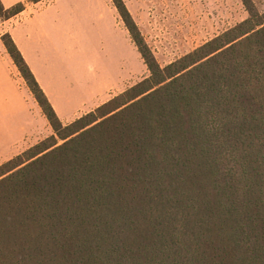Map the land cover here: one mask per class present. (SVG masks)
<instances>
[{
	"label": "trees",
	"instance_id": "trees-1",
	"mask_svg": "<svg viewBox=\"0 0 264 264\" xmlns=\"http://www.w3.org/2000/svg\"><path fill=\"white\" fill-rule=\"evenodd\" d=\"M112 1L150 74L69 124L3 36L54 133L0 164V264H264V12L162 66Z\"/></svg>",
	"mask_w": 264,
	"mask_h": 264
},
{
	"label": "rangeland",
	"instance_id": "rangeland-1",
	"mask_svg": "<svg viewBox=\"0 0 264 264\" xmlns=\"http://www.w3.org/2000/svg\"><path fill=\"white\" fill-rule=\"evenodd\" d=\"M108 1L114 13L107 20L100 16L105 13L101 0H77L73 17L66 19L68 10L64 21L58 18L49 25L48 19L41 20V9L0 17V164L54 133L4 44L6 33L44 91L53 93L67 116L74 114L73 120L150 74L113 1ZM124 1L162 66L249 16L242 0ZM253 2L264 12V0Z\"/></svg>",
	"mask_w": 264,
	"mask_h": 264
},
{
	"label": "crops",
	"instance_id": "crops-1",
	"mask_svg": "<svg viewBox=\"0 0 264 264\" xmlns=\"http://www.w3.org/2000/svg\"><path fill=\"white\" fill-rule=\"evenodd\" d=\"M76 1L77 0H41L39 2H32L29 0H2L4 6L7 8L15 5L18 2H25L26 9L23 12H21L19 15H26L30 9H34V10L41 9L42 11L41 20L45 22V20L48 19L47 25L50 24L49 22H52L53 20H57L58 18L61 19V21H64L66 17L65 13H67L68 10L70 11V13L66 17V19L68 17L70 18L73 17L74 13L76 12V7L79 8V6H76ZM101 1H102V7L105 12L104 14L102 13L100 14L101 18L106 19V20L110 19L109 17L113 16L114 9L109 6L108 0H101ZM30 58L32 57L30 56ZM43 84L45 85L46 82L44 81ZM49 91L51 90L49 89ZM46 94L48 95L51 103L53 104L55 110L57 111L60 119L67 124L73 122L74 121L73 119L75 118V116H73L74 114L72 116H67L64 109H62V107H60L58 103L56 102V99L53 93L47 92ZM100 105L102 104H99L98 106Z\"/></svg>",
	"mask_w": 264,
	"mask_h": 264
}]
</instances>
